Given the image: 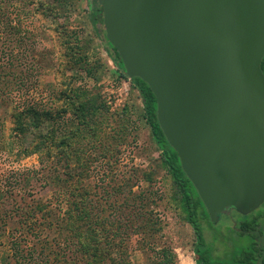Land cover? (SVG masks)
<instances>
[{"label":"trees","instance_id":"obj_1","mask_svg":"<svg viewBox=\"0 0 264 264\" xmlns=\"http://www.w3.org/2000/svg\"><path fill=\"white\" fill-rule=\"evenodd\" d=\"M75 2L0 0V27L9 45L12 44L9 52L5 53L7 61L0 57L2 102L17 101L15 91L21 97L38 83L37 78L26 77L28 69L16 74L20 66L30 68V60L34 58L36 51L29 44V39L40 29L34 23L38 17L54 21V25L48 28L61 39L69 62L66 70L71 73L70 77L73 80L85 77L94 84L89 87L65 81L62 89L52 98H47L44 103L39 101L41 105L26 102L27 99L13 105L16 111L12 115L14 126L11 131L18 145L15 160L37 157L40 169L46 171L44 178L47 177V182L52 186V206L59 212L56 213L51 207L40 224L37 223L38 216L46 212L45 205L25 210L22 222L26 228L24 242H30L26 234L38 238V224L45 225L54 236L50 240L38 239V251L33 245L29 249H20V241L12 232L8 233L10 256L26 264H139L131 258L132 251L139 250L145 258L140 264H175L172 247L162 240L163 224L155 210L157 201L161 199L159 191L152 185L158 169L162 171V177L168 180L171 202L179 210L181 220L190 226L194 234L195 264H264V247L258 240L262 235L259 221L264 212L257 215L252 212L245 216L248 219L238 225L237 233L248 234L252 238L249 248L237 252L230 260L213 257L206 246L202 228L203 221H209V216L193 184L183 172L177 153L159 126L153 93L140 78L129 79L126 76L116 49L106 39L98 0H87L84 24L78 25L73 19L77 11ZM84 26L90 29L86 30ZM95 39L100 41L114 70L109 72L107 62L93 52ZM34 63L33 68L41 72L43 65L36 61ZM260 69L264 76V56ZM107 71L114 84L126 80L138 92L141 108L137 117L130 115L131 108L127 105L110 113L101 93V85L96 86ZM108 114L117 122L112 128L115 129L112 137L104 133ZM140 125L148 129L150 140L158 152L157 158L152 160L153 168L145 170L133 167L115 172L109 189L102 186L98 193L91 189L86 182L90 180L87 166L93 152H109V138L113 141L117 139L121 146L128 145L125 138L131 131L138 130ZM72 162L77 168L87 169L85 177L84 173L82 176L77 171L79 169H71ZM142 182L147 183L145 188ZM232 213L237 212L232 210L222 216Z\"/></svg>","mask_w":264,"mask_h":264},{"label":"water","instance_id":"obj_2","mask_svg":"<svg viewBox=\"0 0 264 264\" xmlns=\"http://www.w3.org/2000/svg\"><path fill=\"white\" fill-rule=\"evenodd\" d=\"M209 220L264 202V0H98Z\"/></svg>","mask_w":264,"mask_h":264},{"label":"rangeland","instance_id":"obj_3","mask_svg":"<svg viewBox=\"0 0 264 264\" xmlns=\"http://www.w3.org/2000/svg\"><path fill=\"white\" fill-rule=\"evenodd\" d=\"M75 6L77 11L73 14V19L77 25L80 23L84 24L88 9L87 0H76ZM34 23L42 31L40 29L35 31V35L29 39L31 41L29 44L36 51L35 55L33 54L34 62H40L44 68L41 72H37V68H33L36 64L32 59L30 60L32 66L28 65L30 68H27V65L18 67L16 74L21 70L28 69L25 72L26 77L37 78L38 83L35 87L22 94L21 97H19V92L15 91L14 96L18 99L17 101L27 99L26 102L41 105L39 101L44 103V101L48 100L47 98H52V95L62 89V84L67 81H70L72 85L93 86L91 79L81 78L80 76L73 80L70 77L71 73L66 70L69 62L64 54L61 39L52 29L48 28L54 25V21L38 17V19L34 20ZM84 27L86 30L90 29L89 26ZM8 42L9 40L2 34L0 27V57L5 62L7 61L6 54L9 52V46H12ZM93 52L102 61L107 62L109 72L114 70V66L108 59L98 39H95ZM109 72L107 71L102 76L101 81L96 86L99 87L101 85V93L109 106L110 113L127 105L131 108L130 115L133 118L137 117L136 115L141 108V99L138 92L133 90L130 82L126 80L114 84ZM17 101L2 102L0 100V264H26L23 261L17 262L10 256L11 248L9 247L8 233L12 232L17 240L20 241V249H29L28 247L33 245L38 251L40 250L38 239L42 241L50 240L54 236L52 231L47 229L45 225L40 226L45 218V213H48V209L53 207L52 203H54L52 186L47 182V177L44 178L43 175L46 174V171L40 169L36 156H30L20 161L15 160L14 155L18 145L11 128L14 126L12 115L16 111L13 105ZM109 118L104 126V133L112 137L115 130L112 128L117 125V122L114 118ZM126 139L128 145L121 146L117 139L113 141L112 138H109L107 142L109 152H105V154L99 153V151L98 153L93 152L91 162L87 166L90 180L86 184L91 189L96 190L97 193L101 192L102 186L110 188L111 184H113L112 175L115 172L133 167L145 170L153 168L152 160L157 158L158 152L150 140L148 129L140 125L139 129L134 130V132L131 131ZM116 144L117 146H115ZM9 149L13 151L9 152ZM70 166L72 167L71 169H79L77 171H80L82 176L84 173L83 177L87 174V169L77 168L74 162ZM141 185L145 188L147 183L142 182ZM152 185L159 191L158 194L161 197L157 201L155 210L163 224L162 240L172 247L176 256L175 264H195V255L193 253L194 234L190 226L181 220L179 210L171 202L168 180L162 177V171L156 170ZM38 205H45L43 207L47 208L45 209L46 212L39 213L38 216L37 223H40L37 227L39 229L38 238L32 234H26L27 241L30 240V242H24L23 237H25L26 230L25 224L22 223L24 211ZM53 210L56 213L59 212L57 208L54 209L53 207ZM262 212H264V203L253 214L257 215ZM245 216L232 213L230 216H221L217 223H212L208 219L203 221L202 228L205 243L214 258L230 260L237 252L250 247L252 238L248 234L236 232L239 223L249 218H245ZM259 225L262 235L258 240L261 246L264 247V216L260 219ZM131 258L139 264L145 260L144 255L139 250H133Z\"/></svg>","mask_w":264,"mask_h":264}]
</instances>
